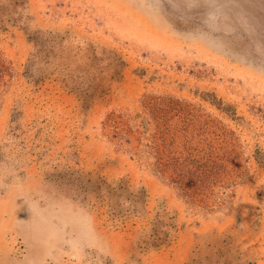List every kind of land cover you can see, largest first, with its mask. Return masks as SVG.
Returning <instances> with one entry per match:
<instances>
[{"label": "rangeland", "instance_id": "1", "mask_svg": "<svg viewBox=\"0 0 264 264\" xmlns=\"http://www.w3.org/2000/svg\"><path fill=\"white\" fill-rule=\"evenodd\" d=\"M0 264H264V0H0Z\"/></svg>", "mask_w": 264, "mask_h": 264}, {"label": "bare ground", "instance_id": "2", "mask_svg": "<svg viewBox=\"0 0 264 264\" xmlns=\"http://www.w3.org/2000/svg\"><path fill=\"white\" fill-rule=\"evenodd\" d=\"M57 227H55V229H56ZM20 231H22V232H20ZM19 232H20V234L22 233V237H24L25 239H27L26 237H28L29 235H30V233H29V231L28 230H20ZM56 231H58L57 229H56ZM19 234V233H18Z\"/></svg>", "mask_w": 264, "mask_h": 264}]
</instances>
